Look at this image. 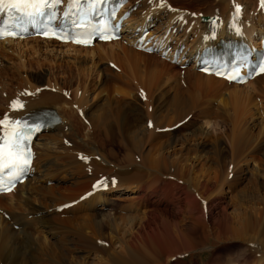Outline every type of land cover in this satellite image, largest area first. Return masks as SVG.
<instances>
[{"label": "bare ground", "instance_id": "bare-ground-1", "mask_svg": "<svg viewBox=\"0 0 264 264\" xmlns=\"http://www.w3.org/2000/svg\"><path fill=\"white\" fill-rule=\"evenodd\" d=\"M250 1L256 8L259 5L258 15L260 19H264L261 0ZM149 4L151 5L148 8L146 0L138 3L141 7L136 9L133 18L129 17L126 22L129 32L134 30L139 22L158 21L169 25L172 18L167 4L163 3V0H154ZM208 5L210 7L203 12V16L197 14L194 18L188 17L186 22V33L190 32V43L195 46L200 47L205 41L214 43L221 37L239 36L254 40L253 37L257 35L254 29H263V25L254 28L256 25L253 24V17L244 19L247 9L243 11V6L235 0H212ZM178 12L173 13L176 14L175 18L182 10ZM198 12L200 13V10ZM185 14L186 12H182V19L187 18L188 15ZM207 16L215 20L214 29V23L202 21L203 17ZM132 19L136 20L131 23ZM231 19L237 23V28L232 27ZM176 22L177 19L175 24ZM177 29L176 26L175 31ZM125 39L127 38L124 34L120 41L97 42L89 47L62 44L39 37L0 40V59L15 54L21 67L16 69L0 63V80L4 76L10 81L18 82L15 94H5L0 90V93H4V98L0 99V120L4 115H8L13 121L43 107L55 109L61 117L60 123L42 131L34 138V159L27 179L17 185L10 195L0 194V264H168L174 255L184 256L194 251V243L202 244L200 251L208 252L211 249L209 252H213L217 242L226 240L250 243L254 247L252 253L257 255V259L249 264H263L264 207H240L241 209L233 213L222 205L220 195H224L222 190L225 185L233 188L238 183L236 175L230 170L234 160L238 162L247 157L245 150L248 145L243 142V136L251 133L253 135V130L257 128L258 134L254 138L253 148L260 147L264 150L263 103L256 109L255 113L258 110L260 114H257L255 119L250 120L247 117L250 112L253 114V110H249L251 104L264 101V74L241 85L203 74L198 70H190L192 72L187 76L185 90L179 88L180 86H169L164 81L157 84L151 81L154 79H150L149 90L143 102L140 91L133 89L129 82L127 84H130V92L116 91L115 97L114 93L105 92L108 86L106 79L119 77L114 73L115 66L108 60L120 59L121 55L128 58L127 53L130 50L124 43ZM159 39L150 44L160 45L163 39ZM29 43L30 46H26ZM46 62L52 75L54 68L61 74L71 77L75 75L76 87L71 90V84L68 83V97L62 94L64 87L58 83L55 75L44 83V88L41 87L42 75L36 73L38 75L29 79L26 73L22 74L20 71L26 68L30 72L34 68H42V63ZM99 65L105 67L100 66V79L93 82L91 75ZM121 71L127 74L123 69L115 72L120 74ZM11 73L17 74L19 78L14 79ZM155 73L158 74L159 70ZM189 75L192 77L189 78ZM88 76L90 79L86 82ZM26 91H29V94ZM91 91H96V94L89 98ZM218 97L222 100L221 105L225 99L226 105L229 104L230 107L224 105L223 108L218 102V105L214 106V100L219 99ZM254 99L257 101L254 102ZM18 101L22 104L21 108H15ZM233 101L238 106H235ZM233 105L239 108V111L236 109L238 116L235 118ZM144 106L148 117L144 114ZM78 110L82 116H79ZM198 117L216 118V125L222 127L220 133L223 139L229 142V167L219 165L216 169L201 166L195 169L198 148L208 134L202 122L197 124L192 121ZM83 119H87V124H83ZM170 126H173L174 130H182V137L174 139L173 131L170 130L160 132ZM165 135L170 140H162L161 137ZM44 137L54 140V146L41 145ZM215 139L219 140L218 137ZM147 140H150L151 144L143 153L142 145ZM67 142L71 145L67 146ZM79 142L90 145L93 148L91 154L72 150ZM189 142L191 145L187 147ZM175 143L186 144L183 148L186 152L182 153L180 149L175 148ZM104 147H107L106 151H102L105 150ZM225 152L224 148L215 147L209 160L216 164L223 162ZM84 158H88L89 162H85ZM253 168L258 170V167ZM245 173L244 171L243 176ZM86 175H90L89 178ZM49 177L70 180L72 183L81 182L82 185H77V191H81L80 197L83 196L85 201L91 204L95 200L110 204L112 209H115L114 213L103 214L104 208L94 207L92 209L95 211L88 212L89 214L70 216L71 219L67 221L72 226H68L64 219H58V215H55L56 205L44 200L46 198L50 201L54 196L61 200L68 199L53 186L45 184V178ZM240 179L242 181L245 177ZM87 181H92V184L97 182V185L87 188ZM261 184L264 188L263 181ZM73 190L76 191L74 188ZM111 191L119 194L114 195L116 197L126 192L134 193V196L128 198L125 204L110 202V199L106 200V195ZM121 199L124 197L117 199L118 202ZM103 216L105 226L101 225ZM198 226L201 233L196 231ZM213 227L214 229H211ZM104 228L116 233L115 236L108 233L109 244L102 235ZM194 234H197L196 237ZM185 235H189L191 239H186ZM209 241L212 242L211 245H204ZM115 243H118L116 247ZM234 261L230 259L228 264H234Z\"/></svg>", "mask_w": 264, "mask_h": 264}, {"label": "rangeland", "instance_id": "rangeland-1", "mask_svg": "<svg viewBox=\"0 0 264 264\" xmlns=\"http://www.w3.org/2000/svg\"><path fill=\"white\" fill-rule=\"evenodd\" d=\"M141 1L142 0H132L131 2H132L133 5L135 4L137 6V10H138L141 7V6L138 5V3H140ZM152 1L154 2V0H152ZM152 1L146 0V2L148 3V8H149V5H151L149 3H153ZM235 1L239 5H242L243 6V8H242L243 11L245 9H247V11H245L246 12L245 13L246 16H245L244 19H248V16H249V19L253 17L252 18V20L254 21L253 24L256 25V26L254 25L255 26L254 28H256L259 25L262 27V24L264 23V19L263 18L260 19L259 9L256 8L254 4H251V1L250 0H238L239 2L237 0H235ZM209 2H212V0H163V3L167 4L166 5L167 7H168V5H171V8L169 7L170 8L169 11L171 13V18H172V20H171L170 23H174L175 24V21L177 19V22H176L175 25L178 27V29H181L182 30V35H185L186 34V37L189 38V40L191 39L192 35L190 36V32H188V31L186 33V29H187L186 28V22H187L188 17L189 18L190 17L194 18V16L195 17L197 16V14H200V16L201 15L203 16L204 15L203 12L207 10L208 6L210 7V5H208ZM180 10H182V12H186L185 15H188L187 18H184V19L181 18L183 16L182 15V12H180V14L177 16V18L174 17V15H176V14H173V13H175V12L176 13H179L178 11H180ZM199 10H200V13L198 12ZM134 12L135 11L132 12L131 18H133ZM251 14H253V15H251ZM257 16H258V18H257ZM244 19L242 18L243 21H245ZM257 19H258V21H257ZM180 21H182L184 23L181 22V25H179ZM155 24H156V30H160V29L164 28L167 25L164 22L159 23L158 21H155ZM168 26L165 27L166 29L164 28V32H166L169 29ZM171 28H172V26H170V30H171ZM132 30H130L129 33H132ZM254 31L255 32H259L257 29H254ZM129 33L125 34V36H126L127 39H126V41H124L125 45L127 47H129L128 50H130L127 53L129 55L128 58L121 55L120 56V59H116L117 61L114 60V59H113V61L111 60L112 62L110 60H108V62L111 65L115 66L114 67L116 69L115 71H119V70H122L123 69V70H125L127 72V74L123 73L122 71H121L122 73L119 74V73H116L113 70L114 73L116 75H118L119 77H109V78L106 79L108 86L106 87L107 89L105 90V92L107 94L108 93H111V94L114 93V95H115V93H117L116 91H120V92H124V93L127 92V91L130 92V84H131V86H133L132 87L133 89L135 88L136 91L137 90L140 91V98H142V102H143V99L147 96V91L149 90V84H148L149 82H148V80H150V79H154V80H151V81H154V83H157V84L162 83L164 81V82H167L169 84V86L170 85H176V86H180L179 88L185 90V87H186L185 84H186V81H187V76H188L189 72H192L190 70H196L197 71V69L192 68L191 65H187L186 67H181L179 65L171 64L167 60H165L162 57L158 56L157 54L143 52L141 50H138V49L132 47L131 44H130V40L132 38L130 39V36H129L130 34ZM147 37H150V34H148ZM161 38L162 37H158L156 39L157 40L159 39V41H160ZM150 39H151L150 43H152V41H154V40L151 37H150ZM259 40H260V38H259ZM119 41H120V39H119ZM190 42H191V40H190ZM26 46H30V43L28 45H26ZM114 48L115 47H113V49ZM108 49H109V47H108ZM116 50H118V47H116ZM133 52L135 53V55L132 56V54H134ZM43 56L44 55H41V57H43ZM132 57H134V59ZM17 58L18 57L15 54H14V56L9 55V57H2L0 59V63H1V65H5L7 67H11L12 66V67L18 69V68H21V67H20V60L17 59ZM68 59H69V57H68ZM128 60H129V62H128ZM104 61H107V60H104ZM133 62L135 64V66H134ZM42 64H43V67L42 68H40V67L39 68H34L33 71H30L31 73L29 71H27L26 68L25 69H22L20 71H21L22 74H23V72L26 73V77H28L29 79L31 77H33V75L34 76L38 75L36 73H39L40 75H42V77H43V80H42L43 81V84H41V87L46 86V84H44V83H46L48 81V79H51L55 75L54 77L56 78V80L58 81V83L62 87H64V89L62 90V94L66 95L68 97V95H67V89H68L67 85H68V83L71 84V90L76 87V78H75V75H72V77H71V75L69 76L67 74H61L60 71L55 70L56 68H54V70H53V73L54 74L52 75L49 72V69L50 68L48 67L49 66L48 63L46 62V63H42ZM100 66L101 67H105L104 65L96 66L95 67L96 69L94 68V70H93L95 72H93V75H91V77H92V80L91 81L97 82L100 79V76H101V72H100L101 67ZM156 70H159V73L158 74L155 73ZM98 74H99V76H98ZM10 75H12V76L14 75V79L15 78H19V76L17 74L11 73ZM191 77L189 75V78H191ZM20 78H22V77H20ZM89 79H90V77L88 76L87 79H86V82H89ZM32 80L34 81V79H32ZM127 82H129L130 84L129 83L127 84ZM17 83L18 82H16V81H14V82L13 81H10L9 78H5L3 76V78H1V80H0V85H1L0 90H2V92H4L5 94H15L16 91H17V87H18V84ZM92 89H93V87L90 88V90H92ZM221 92H223V89H222ZM4 93H0V99H3L4 98L3 97ZM94 93L96 94V91H91L89 93V98H92L93 95L95 96ZM115 97H116V95H115ZM220 98L223 100V98L221 96H220ZM220 98L214 100V106L218 105V103H219V105L221 107H223L224 105L227 108L230 107L229 104L226 105L225 99L222 102L223 105H221V101L222 100ZM256 101L257 100L254 99V102H256ZM233 103H235V102L233 101ZM259 104L260 105L262 104V106H264V101L261 102V100H260V102L258 104H255V103L254 104H251V106H250L251 108H249V110L250 109L253 110L252 111L253 114H250L251 113L250 112L248 114V116H247L248 119L251 120V119H255L256 118V115L258 114V110H257V113H255V112H256V109L259 108ZM142 105H144V104L142 103ZM234 105L235 106H238L237 103H235ZM234 105H233V109H235V111L233 110V117L235 118V116L236 117L238 116V111H239L238 109L239 108L237 109V107H235ZM225 107H223V108H225ZM236 109L238 111H236ZM260 109L262 110V108H260ZM194 110H196V109H194ZM234 112H236L237 114L234 113ZM144 114H145L146 117H148V112H147L145 106H144ZM107 116L108 115H106V117ZM194 119L192 121L196 122L197 124H200L202 122L203 127L205 128V130L208 133L207 134V137L204 138L205 141L203 140L201 146L198 148V151H197L198 158L196 159L197 165H196L195 169H198L201 166L202 167L216 168V169H217V167L219 165L220 166L223 165V167H225V168H227V166L229 167L230 153L228 152L229 147L227 146V144L229 142L227 141V139H226V141H225V138L223 139V137H222L223 135H221V133H220L221 132L220 130H222V127H220V125L219 126L216 125V120H215L216 118L215 119L214 118H212V119H204L203 118L205 121H203V119H201L199 117L198 118H194ZM83 121H82L83 124H87V122H88L87 119L86 120L83 119ZM207 121L209 122V124L207 123ZM146 130H147V128H146ZM168 130H170L171 132L173 131L172 136L174 137V139H177L179 137H182V134H183L182 133V130H174V127L173 126H170L167 129H165L164 131H160V132H166ZM253 131H254L253 132L254 133L253 135L251 133V135H244L243 136V142H246L247 145H248V147L245 150V153H247V157H244L243 159H241L238 162L234 160L233 167H231V170H230V172H232V173H234V175H236L235 177L237 178V180H238L237 182L239 184L236 183L235 186H233V188L229 187L228 185H225L224 188H223V190H222V192L224 191L223 192L224 195H220L222 197V199H221V202L223 203L222 205H224L227 208L228 211H232L233 213L236 210H238L240 207H243V208L244 207L250 208L251 206H255L257 208L264 207V201H263L264 200V188H263V186L261 184L262 181H263V184H264V154H263L264 153V150H263V148H260V147L257 148V149L256 148H253L254 141H255L254 138L258 134V129L256 128ZM219 134H220L221 137L219 136ZM89 135H91V132H90ZM79 137H80V135H79ZM216 137H218L220 141L219 140H216L215 139ZM161 138H163L162 140L169 139L167 135H165V136H163ZM207 138L210 141H208ZM45 140L47 141V143H46ZM214 140H216V141L214 142ZM63 141L66 142V139H64ZM77 141H78V139H77ZM51 143H52V145H51ZM190 143L191 142L187 143V147H189V145H191ZM43 144H46L47 146H54V140H51L50 138L44 137L41 140V145H43ZM150 144H151L150 143V140H147L145 143H143L144 147L142 145L141 152L145 153L148 150V148L150 147ZM66 145L67 146H70L71 143L70 142H67ZM184 145H186V144L181 145L179 143H175V148L180 149L182 151V153H184V152H186L185 150H183ZM215 147L224 148V150H226V152H225V161L220 162L218 164L213 163L211 160H209L211 158V156L213 155V152H214V148ZM85 149H88V150H85ZM92 149L93 148L90 147V145H88L86 143H82V142H79V144L75 145L72 148V150L76 151L77 153L83 152V153H88V154H91ZM104 149L105 150L102 149V151H106L107 150V147H104ZM248 149L251 151L250 153L248 152L249 151ZM86 151H88V152H86ZM186 155H188V153H186ZM85 160H87V161H85ZM84 161L85 162H89V159L88 158L87 159L85 158ZM140 162H141V160H140ZM202 164H204V165H202ZM253 167H256V168L258 167L257 169L259 171L256 170V169H254ZM244 171L247 174L245 173V175L243 176ZM170 172H172V171H170ZM260 172H262V173H260ZM232 173L230 174V176H232ZM53 175H54L53 177L55 178L56 173L53 174ZM86 176H87V178H89L90 175H86ZM86 176H85V178H86ZM238 176H239V178H238ZM53 177L45 178V180H44L45 181V184L48 185V186H53L61 194H63L62 196H65L68 199L61 200L59 197L54 196V199H52L50 201H49V199H46V198L44 200H45V202L47 201L51 205L52 204L54 206L56 205L55 206L56 207L55 210H57V211L54 210L55 215L56 216L58 215L57 216L58 219H60V218L61 219H64L65 220L64 222H66V224L68 226H70V227L72 226L71 223H69L67 221L68 219H71V217H73V216L76 217L78 215H82L84 213L85 214H89L91 212H94L95 209H92L94 207H96V208H104L103 209V212L101 211L103 214H106V213H109V212L110 213H114L115 209L114 208L112 209V207H111L110 204H105V203H103V201H99V200H98L99 202L95 200L91 204V203L85 201L86 198H84L83 196L80 197L79 193L81 191H77L78 190V186L77 185H82L81 182H74L75 183L74 184L70 180L63 181V180H60V179L59 180H57V179H50V178H53ZM243 177H245V179L241 181L240 178H243ZM87 178H86V180H87ZM90 183L92 184V181H87V183H86L87 188H89L88 186L91 187V184ZM73 188L76 190L75 192H74ZM230 188H231V190H230ZM71 190H72V193L73 194H71ZM85 190H86V187H85ZM113 192L114 191H111L110 193H108L106 195V197H108L106 200L110 199L111 200L110 202H116V203H120L121 202L122 204H125V203H127L126 201L129 200L128 198H132L131 196H134V193L126 192V193L122 194V196L116 197L114 195H119V194L118 193H115V192L113 193ZM67 193H69L70 197H69V195H64V194H67ZM7 195H10V194L8 193ZM78 195H79L80 198H83L82 201H79L80 198L78 197ZM75 196H76V198H75ZM120 197H124V199H121L122 201L119 200V202H118L117 199H120ZM115 199H116V201H115ZM63 201H64V205L67 206V208H64L63 211L61 212V211H58V210H59L60 206L63 205ZM73 201H75V202H73ZM65 202H68L69 204L68 203H65ZM76 202H78V203L80 202V203L78 204ZM58 203H59V205H58ZM57 207H59V208H57ZM73 208H76V209H73ZM67 213H69V215H65ZM100 215H101V213H100ZM103 219H104V216L101 218V225L105 226V224H104L105 221ZM211 229H214V227L211 228ZM196 231H197V233H199V232L201 233V230H200V227L199 226L197 227V230ZM209 231H210V229H209ZM108 233L110 235H113V234H114V236L116 235V233L114 231H111L108 228H104V232L102 233V235H103V238H105L108 241V242H106L107 244L110 243L109 242L110 241V238H108V236H109ZM104 234L105 235L107 234L106 235L107 238L105 237ZM195 235H197V234H194V236ZM185 236H186V239H188V240L191 239L189 235H185ZM195 239H197V238H195ZM207 243H204V245H211L212 244L211 241H209ZM117 244L118 243H115L114 246L116 247ZM200 244H201L200 242L194 243L193 248H195V250L194 251H190L189 253H186L184 256L183 255H180V256L179 255H174V257L171 260L168 261V264H228V261L230 259L233 260V261L235 260L233 262L234 264L235 263L236 264H246V263L249 264L253 260H254V262H256V259H257V255H253V253H252L254 247L250 243L245 242V241L226 240V242H217L216 243L217 244L216 250L213 251V252H209L211 249H209L208 252L207 251L205 252L204 250L203 251H200V248L199 247L202 246V244L201 245ZM105 248H106V246H105ZM89 254H90V252H89ZM92 254L93 253H91V255ZM198 254H200V255H198ZM257 264H259V263H257Z\"/></svg>", "mask_w": 264, "mask_h": 264}, {"label": "snow or ice", "instance_id": "snow-or-ice-1", "mask_svg": "<svg viewBox=\"0 0 264 264\" xmlns=\"http://www.w3.org/2000/svg\"><path fill=\"white\" fill-rule=\"evenodd\" d=\"M61 2L62 0H51L52 5L59 4ZM82 2L83 0H70L72 6L77 8ZM97 2L98 0H88L89 11ZM261 2L262 6H264V0H261ZM5 6H7L10 10H14L15 12L22 15L33 17L43 14L44 9L49 6V0H0V10H2ZM74 23L76 22L74 21ZM4 34V31L0 30V37H2ZM75 42L80 43L81 41L76 40ZM261 71H264V67L261 68ZM228 78L234 79L236 77L229 76ZM6 123H9L7 117H5L4 120H0V125ZM19 123V121L11 122L13 125ZM36 128H39V125H37ZM10 135L15 138L9 143L8 137ZM27 138L28 137L23 134V130L14 133L5 131L4 136H0V141H2V143H0V185L3 184L2 174L5 170H8V175L14 179L18 177L28 165L29 161L23 146V140H26ZM6 145H8L7 149L5 147Z\"/></svg>", "mask_w": 264, "mask_h": 264}]
</instances>
